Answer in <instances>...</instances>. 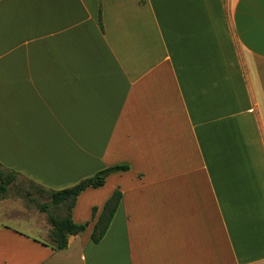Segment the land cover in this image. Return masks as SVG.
Listing matches in <instances>:
<instances>
[{
    "label": "crops",
    "instance_id": "0c3cea01",
    "mask_svg": "<svg viewBox=\"0 0 264 264\" xmlns=\"http://www.w3.org/2000/svg\"><path fill=\"white\" fill-rule=\"evenodd\" d=\"M0 115V164L47 189L128 166L63 250L0 224V264H264V0H0Z\"/></svg>",
    "mask_w": 264,
    "mask_h": 264
},
{
    "label": "trees",
    "instance_id": "16d2710c",
    "mask_svg": "<svg viewBox=\"0 0 264 264\" xmlns=\"http://www.w3.org/2000/svg\"><path fill=\"white\" fill-rule=\"evenodd\" d=\"M126 170H128V166H113L79 181L69 188L51 190L22 178L17 172L0 164V197L5 198L12 189V185H15L19 179L28 183L29 191L25 192L24 197L37 212L46 215V221L50 227L48 232L49 245L55 250H63L67 247L70 236L82 233L89 225V222L78 224L72 219V211L79 195L87 189L102 187L111 173ZM16 191L21 192L18 188ZM38 198H44V201H39ZM120 200L121 193L116 190L105 202L98 216L97 208H92L91 221L94 224L90 239L94 244L99 243L105 235Z\"/></svg>",
    "mask_w": 264,
    "mask_h": 264
},
{
    "label": "rangeland",
    "instance_id": "374dc122",
    "mask_svg": "<svg viewBox=\"0 0 264 264\" xmlns=\"http://www.w3.org/2000/svg\"><path fill=\"white\" fill-rule=\"evenodd\" d=\"M2 115H0V118ZM0 126L1 121H0ZM8 195L5 198L0 197V224L12 223L14 220L25 221L28 225H35L38 228L46 222V215L35 210L34 206L29 203L24 194L29 191L28 183L19 179L12 185ZM17 188L21 192H17ZM44 201V198H38Z\"/></svg>",
    "mask_w": 264,
    "mask_h": 264
}]
</instances>
